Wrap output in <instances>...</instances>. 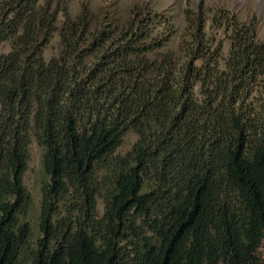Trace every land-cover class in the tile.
I'll list each match as a JSON object with an SVG mask.
<instances>
[{
    "label": "trees",
    "instance_id": "obj_1",
    "mask_svg": "<svg viewBox=\"0 0 264 264\" xmlns=\"http://www.w3.org/2000/svg\"><path fill=\"white\" fill-rule=\"evenodd\" d=\"M203 7L170 49L149 4L0 0V264H264V42Z\"/></svg>",
    "mask_w": 264,
    "mask_h": 264
},
{
    "label": "rangeland",
    "instance_id": "obj_2",
    "mask_svg": "<svg viewBox=\"0 0 264 264\" xmlns=\"http://www.w3.org/2000/svg\"><path fill=\"white\" fill-rule=\"evenodd\" d=\"M73 13L77 12L80 4H86L91 12L94 21L102 16L105 8L109 9L112 17H130L129 11L135 4H149L161 18L168 17L175 25V32L171 38L170 49H175L181 39H185L187 34V21L184 17L186 10L199 12L202 6L206 10L207 19L212 11L217 9L228 10L241 22H248L254 19L257 29V37L264 42V0H66ZM210 32V31H209ZM56 41L46 49V54L50 55L56 51ZM136 140L133 133L127 134L122 142L117 154L125 155ZM24 185L32 198V205L28 214L27 222L31 227L29 238L30 246L41 236L39 228V206L41 198L42 183L47 180L42 166V149L32 142L29 149L28 168L24 174ZM101 208V207H100ZM26 250L20 257L18 264H28Z\"/></svg>",
    "mask_w": 264,
    "mask_h": 264
}]
</instances>
